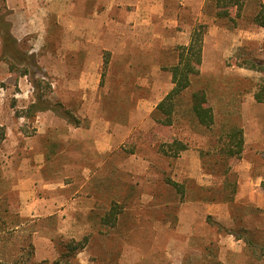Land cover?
<instances>
[{
    "label": "rangeland",
    "instance_id": "1",
    "mask_svg": "<svg viewBox=\"0 0 264 264\" xmlns=\"http://www.w3.org/2000/svg\"><path fill=\"white\" fill-rule=\"evenodd\" d=\"M260 3L220 18L207 0H6L11 34L36 65L20 75L0 61V168L18 190L35 262L51 264L74 240L84 246L73 264H264L215 225L264 236V99L253 98L264 76L237 65L264 60V28L252 21ZM194 27L204 30L199 72L163 126L153 111ZM198 88L209 128L189 111ZM36 91L71 120L21 116ZM232 125L243 149L224 160ZM173 139L186 148L164 155ZM233 187L231 202L219 200Z\"/></svg>",
    "mask_w": 264,
    "mask_h": 264
},
{
    "label": "trees",
    "instance_id": "2",
    "mask_svg": "<svg viewBox=\"0 0 264 264\" xmlns=\"http://www.w3.org/2000/svg\"><path fill=\"white\" fill-rule=\"evenodd\" d=\"M215 10L216 17H226L232 8L239 10L245 3V0H207ZM8 10L6 0H0V61L6 63L8 69L13 72H19L20 75H29L30 67L36 65L33 53L24 50L16 38L11 34V23L7 18ZM252 21L264 28V3H260L258 10L252 17ZM203 29L194 27L190 33L186 44H180L175 47L176 61L168 67L170 73V82L172 88L160 100L154 111V119L163 126H169L172 123V114L178 102V96L182 91L190 86L191 77L199 72V66L202 61V40ZM237 65L243 68L259 72L264 76V60L243 59L237 62ZM35 89L40 86V80H31ZM32 101L22 112L21 116L33 118L38 112L51 110L57 116L71 120L68 112H63V105L59 102H51L46 97L36 91ZM255 102H262L264 99V79L261 83L255 85L253 92ZM189 111L197 123L205 128H209L214 123L212 108L208 105L207 93L204 88H198L190 93ZM1 135L3 132H0ZM225 142L219 146V154L224 160L231 157H239L243 149L242 128L237 125L230 126L225 134ZM172 152L161 147L164 155L178 156L186 148L185 144L173 139L167 144ZM169 184L176 186L181 191V187L176 182L169 181ZM15 182L2 173L0 168V264H47L46 261L35 262V247L32 242V231L29 230L27 219L19 212V193L14 187ZM222 188V187H221ZM224 188V187H223ZM232 188L230 193L221 191L219 200L231 202L233 200ZM210 200H217L211 197ZM110 211L104 215L107 222L111 217L119 213L117 207H110ZM115 219V218H114ZM218 230L228 235H232L236 240L244 242V251L255 260L264 261V236H260L248 227L241 225L238 228L226 229L217 224ZM83 243L68 240L62 245L63 249L56 260L51 264H73L77 252L83 248Z\"/></svg>",
    "mask_w": 264,
    "mask_h": 264
},
{
    "label": "crops",
    "instance_id": "3",
    "mask_svg": "<svg viewBox=\"0 0 264 264\" xmlns=\"http://www.w3.org/2000/svg\"><path fill=\"white\" fill-rule=\"evenodd\" d=\"M11 30H12V25H11ZM13 35V34H12ZM14 36V35H13ZM15 37V36H14ZM16 38V37H15ZM170 74V73H169ZM172 84V83H171ZM260 198V197H259ZM257 206H260V199L257 201ZM232 237V236H231Z\"/></svg>",
    "mask_w": 264,
    "mask_h": 264
}]
</instances>
